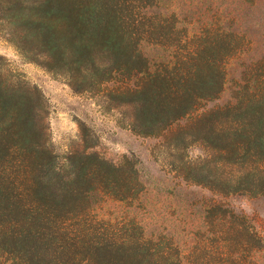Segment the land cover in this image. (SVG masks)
<instances>
[{
    "label": "trees",
    "instance_id": "obj_1",
    "mask_svg": "<svg viewBox=\"0 0 264 264\" xmlns=\"http://www.w3.org/2000/svg\"><path fill=\"white\" fill-rule=\"evenodd\" d=\"M161 2L0 0V19L15 30L23 57L65 76L75 91L109 87L110 98L132 108L134 134L158 136L185 121L166 137L168 146L178 152L199 142L211 151L200 163L178 155L173 169L185 184L221 196H264V54L228 79V62L248 50L244 35L218 17L202 39L179 48L185 37ZM2 65L0 57V221L7 225L0 264H264L259 233L221 201L187 203V246L174 229L148 231L133 214L119 223L98 220L103 228L93 225L97 216L86 224L99 197L138 199L135 162L79 152L59 164L43 133L41 94L16 84ZM228 82L230 98L206 108ZM83 138L91 146L85 128ZM14 168L21 192L9 179ZM72 223L77 228L69 230Z\"/></svg>",
    "mask_w": 264,
    "mask_h": 264
},
{
    "label": "rangeland",
    "instance_id": "obj_2",
    "mask_svg": "<svg viewBox=\"0 0 264 264\" xmlns=\"http://www.w3.org/2000/svg\"><path fill=\"white\" fill-rule=\"evenodd\" d=\"M160 4L159 9L176 14L175 28L179 29L181 38L185 37L179 48H184V45L190 48L197 38L202 39L207 30L215 27L213 22L218 17L226 22V29L229 26V29L244 35L249 41L248 50L228 62V79H237L245 64L264 54V0H257L253 6L246 0H162ZM13 30L0 19L1 70L16 84L23 83V86L35 88L41 94L44 105L41 113L43 133L47 146L57 156V162L64 164L65 158L71 153L93 152L116 165L125 158L130 159L138 169L143 186L138 199L121 202L99 197L86 218V224L90 218L97 216L93 225L103 228L104 223L98 220L111 219L119 223L123 216L133 214L148 231H157L162 227L174 229L180 242L187 246L191 244L192 234V228L187 225L188 218L182 217L187 203L196 202V208H199L200 202L211 199L221 201L235 212L243 214L259 233L264 245V196L213 194L204 188L185 184L174 171L178 155L182 152L185 154L183 158L196 163L211 158V151L199 142H192L184 151L178 152L168 146L166 137L184 125L185 121L173 124L158 136L134 134L131 130L132 108L110 98L106 92L109 87L75 91L65 76L23 57L15 46L17 36ZM173 38L170 36L169 40ZM232 88L228 82L219 99L207 103L206 108L228 100ZM84 128L87 131V143L91 145L89 147L84 142ZM9 179L15 186V192H21V169L14 168L9 173ZM172 186L175 187L171 196L168 189H172ZM192 212H195L194 209ZM192 212L189 219L197 222ZM3 226L7 225L0 221V230ZM74 228L77 225L72 223L69 230ZM4 255L7 256L6 252Z\"/></svg>",
    "mask_w": 264,
    "mask_h": 264
}]
</instances>
